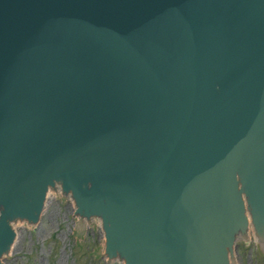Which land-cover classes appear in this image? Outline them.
Segmentation results:
<instances>
[{"label":"water","instance_id":"water-1","mask_svg":"<svg viewBox=\"0 0 264 264\" xmlns=\"http://www.w3.org/2000/svg\"><path fill=\"white\" fill-rule=\"evenodd\" d=\"M46 192L104 264L264 254V0H0V257Z\"/></svg>","mask_w":264,"mask_h":264},{"label":"rangeland","instance_id":"rangeland-1","mask_svg":"<svg viewBox=\"0 0 264 264\" xmlns=\"http://www.w3.org/2000/svg\"><path fill=\"white\" fill-rule=\"evenodd\" d=\"M15 239L2 264H104L97 226L73 227L69 198L47 197L34 229L14 227ZM254 235L233 247L235 264H264V254L256 251ZM109 264H123L110 262Z\"/></svg>","mask_w":264,"mask_h":264},{"label":"bare ground","instance_id":"bare-ground-1","mask_svg":"<svg viewBox=\"0 0 264 264\" xmlns=\"http://www.w3.org/2000/svg\"><path fill=\"white\" fill-rule=\"evenodd\" d=\"M15 227V226H14ZM235 245V244H234ZM234 245H232V246H230V248H231V251H232V249H233V247H234ZM2 257V256H1ZM1 257H0V259H1ZM0 264H2V261L0 260Z\"/></svg>","mask_w":264,"mask_h":264}]
</instances>
